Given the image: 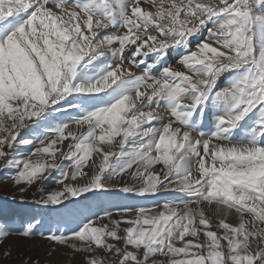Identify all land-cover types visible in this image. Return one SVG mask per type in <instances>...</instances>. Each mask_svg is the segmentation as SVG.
I'll use <instances>...</instances> for the list:
<instances>
[{
	"label": "snow or ice",
	"instance_id": "obj_1",
	"mask_svg": "<svg viewBox=\"0 0 264 264\" xmlns=\"http://www.w3.org/2000/svg\"><path fill=\"white\" fill-rule=\"evenodd\" d=\"M0 171L72 218L46 237L40 219L0 221V245L39 233L83 264H264V0H0ZM118 193L181 195L69 209Z\"/></svg>",
	"mask_w": 264,
	"mask_h": 264
},
{
	"label": "rangeland",
	"instance_id": "obj_2",
	"mask_svg": "<svg viewBox=\"0 0 264 264\" xmlns=\"http://www.w3.org/2000/svg\"><path fill=\"white\" fill-rule=\"evenodd\" d=\"M203 35L206 36L207 33L205 32ZM169 63L175 65L176 61L170 59ZM211 119L213 117L209 116L206 123ZM28 150V147H21L20 153L26 155ZM8 175V172L0 171V221L7 222L14 229H18L32 218L40 219L44 237L48 235L49 230L56 231L58 227L71 226L72 218L66 214L67 209L34 203V200H38L42 193L37 188H29L25 193H20L17 186L7 178ZM44 187L46 190H50L54 189L56 185L50 178ZM180 195L179 193L160 194L155 197H133L123 193L88 195L86 199L76 198V202L70 205L69 209L75 211L88 205L91 206L93 212H98L101 206L111 204L152 207L154 204H163L166 199L171 200ZM21 196H23V200ZM236 220L235 215L229 217V222L235 223ZM65 221L68 222L67 225L64 223ZM44 237L39 233L30 239H21L16 235L9 237L3 245H0V254L9 249L11 256L4 259L0 255V264H22V261L29 257L39 260L40 264H83V254L73 255L68 248L57 247ZM53 248L56 250L49 255V251Z\"/></svg>",
	"mask_w": 264,
	"mask_h": 264
}]
</instances>
